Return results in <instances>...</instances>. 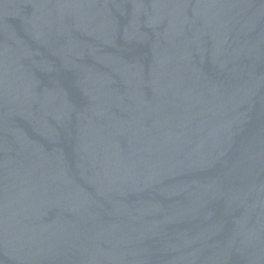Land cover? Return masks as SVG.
Wrapping results in <instances>:
<instances>
[{
  "label": "water",
  "instance_id": "95a60500",
  "mask_svg": "<svg viewBox=\"0 0 264 264\" xmlns=\"http://www.w3.org/2000/svg\"><path fill=\"white\" fill-rule=\"evenodd\" d=\"M0 264H264V0H0Z\"/></svg>",
  "mask_w": 264,
  "mask_h": 264
}]
</instances>
